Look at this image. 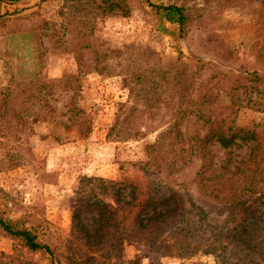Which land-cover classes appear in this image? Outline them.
<instances>
[{
  "label": "rangeland",
  "instance_id": "obj_1",
  "mask_svg": "<svg viewBox=\"0 0 264 264\" xmlns=\"http://www.w3.org/2000/svg\"><path fill=\"white\" fill-rule=\"evenodd\" d=\"M126 2L131 8L126 17L87 15L78 23L72 18L78 13L63 0L0 5V13L7 8L12 14L0 19V87L11 75L77 78L73 91L55 85L52 95L33 107L36 115L27 119L23 132L1 137L0 130V216L30 230L52 255L28 252L1 230L0 254L16 250L30 264H236L229 254L219 262L205 248L208 233L203 230L221 229L225 210L198 187L196 163L173 174L167 187L159 188L158 179L143 174L146 147L154 143L159 129L147 131L137 121L141 134L131 137L130 130L121 135L127 90L116 63L139 58L185 63L190 72L196 71L198 88L192 98L209 88L217 95L214 106L220 111L232 98L237 108L233 125L255 126L256 142L233 150V155L250 154L253 160L258 152L262 155L257 154V160L264 155V0ZM168 5L181 7L187 17L180 34L176 24L164 21L153 8ZM252 74L259 80H252ZM230 86L232 96L227 93ZM165 112L163 108L156 113L152 127L169 121ZM210 150L216 160L225 156L216 146ZM89 179L139 182L140 198L148 188L160 196L172 190L180 196L183 211L159 228L139 230L134 224L139 208H116L112 199L104 198L117 211L113 237H119L120 247L89 251L71 228L77 201L97 186ZM261 189L264 194V181ZM94 191L100 195L97 188ZM83 218L94 225L93 215Z\"/></svg>",
  "mask_w": 264,
  "mask_h": 264
},
{
  "label": "trees",
  "instance_id": "obj_2",
  "mask_svg": "<svg viewBox=\"0 0 264 264\" xmlns=\"http://www.w3.org/2000/svg\"><path fill=\"white\" fill-rule=\"evenodd\" d=\"M63 1L72 4L79 14L72 17L77 19V23L84 21L87 15L94 19L126 17L131 12L126 0ZM15 2L16 0H0V5ZM153 8L164 21L176 24L178 33H182L187 17L181 7L168 5ZM6 9L0 13V19L12 15ZM67 24H71V21ZM143 53L146 51L143 50ZM149 55L151 54H147ZM139 60L140 58L122 59L121 65L119 62L116 64L121 67L127 90V100L121 104L124 111L121 135L130 130L127 133L131 137L141 134V124L147 131L156 132L159 129L154 143L146 147V160L142 163L143 174H150L153 180L158 179L159 188L167 187L173 174L187 164L196 163L194 180L198 187L205 196L219 203L225 210L224 226L221 229L215 232H212V228L203 230V233H208L205 244L207 252L219 262L224 259L225 254H229L234 257L236 264H264V209L260 207L263 206L264 199L261 189L264 181V155L257 160L255 157L258 152L253 160L250 154L241 158L233 155V150L256 142L255 126L239 128L233 125L237 108L232 98L229 105L221 108V111L214 106L217 95L209 88L204 89L197 98H192V92L198 88L196 71L190 72L185 63ZM23 76L24 78L16 79L11 75L8 83L0 87L1 137L23 132L27 119L36 115L33 107L46 96H51L55 85L59 84L71 91L77 86V78L71 74L63 75L57 80H44L37 74ZM249 76L254 81L259 80L255 74ZM232 89L233 86H230L227 92L231 96ZM244 106L248 107V104ZM163 108L166 109L164 115L169 117V121L159 128L152 127L151 119ZM79 127L77 123L75 129ZM214 146L223 150L225 156L222 159H215L210 150ZM88 182L97 184L95 188L100 195L97 196L93 187L77 201L71 213V228L89 251L96 250L99 246H105L107 251L120 247L119 237H113L119 223L115 218L117 211L104 198L112 199L116 208L120 205L121 209L135 206L139 208L134 218V224L139 230L159 228L167 219L173 221L172 218L181 215L183 211L180 196L172 190H168L171 193L160 196L153 188H148L140 193V198L136 194L139 182L131 183L127 179H89ZM194 209L198 210L197 207ZM84 214L93 215V226L84 222ZM0 230L28 252L44 251L52 255L48 246L38 242L30 230L19 228L15 222L1 216ZM85 260L89 258L85 257ZM0 264L30 262L23 254L14 250L10 254H0Z\"/></svg>",
  "mask_w": 264,
  "mask_h": 264
}]
</instances>
